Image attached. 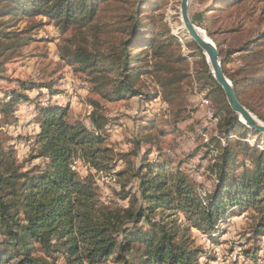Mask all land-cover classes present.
Masks as SVG:
<instances>
[{
    "label": "trees",
    "instance_id": "trees-1",
    "mask_svg": "<svg viewBox=\"0 0 264 264\" xmlns=\"http://www.w3.org/2000/svg\"><path fill=\"white\" fill-rule=\"evenodd\" d=\"M245 1L210 0L192 21L214 42L239 103L264 121L260 112L264 93L256 95L254 103L245 95L251 84L259 90L264 87V31L235 48L242 64L229 71L226 66L235 50L214 40V33L222 32H213L209 25L212 12L223 9L218 5ZM155 6L152 0H0V82L14 83L0 92V117L3 124H16L17 105H31L33 116L27 125H34L33 133L24 138L33 150L22 162L11 138L0 131V264H201L199 256L205 253L195 248L190 230L211 238L220 221L248 211L243 237L254 245L242 254L261 259L256 243L264 238V148L243 140L221 145L219 138L228 140L235 130L251 131L264 146V133L245 126L231 110L195 43L189 44L193 51L189 56L197 59V79L204 87L211 86L219 116L218 135L202 144L206 152L217 151L207 168L214 178L213 188L204 197L180 166H172L171 158L150 160L160 151L165 131L146 133L154 126L144 115L130 140L132 152L121 156L139 158L137 165L128 160L136 190L132 193L125 182L115 192L119 200L127 201L124 207L101 203L93 176L80 177L73 165L79 161L95 172H112L115 154L105 143L118 124L103 115L102 105L93 99L88 100L89 126L81 120L70 121L67 106L53 100L62 93L55 80L36 84L4 74L3 59L35 42V30L51 25L65 34L75 29L77 42L66 39L58 57L74 74L85 77L88 93L106 102L159 98L173 110L182 97L181 83L188 78L186 58L175 36L162 25L163 15L146 14ZM22 18L32 22L18 29L13 23ZM203 22L210 27L201 26ZM35 89L37 94L30 96L28 92ZM180 113L179 109L173 113L175 125ZM178 213L186 225L170 220Z\"/></svg>",
    "mask_w": 264,
    "mask_h": 264
},
{
    "label": "rangeland",
    "instance_id": "rangeland-1",
    "mask_svg": "<svg viewBox=\"0 0 264 264\" xmlns=\"http://www.w3.org/2000/svg\"><path fill=\"white\" fill-rule=\"evenodd\" d=\"M152 1L156 6L151 9V13L147 11L146 14L163 15L162 25L168 27L171 35L175 36L177 46L186 58L188 78L181 83L182 97L179 100V106L174 107L173 110L159 98L150 102H142L138 98L106 102L97 94L88 93L85 77L74 74L58 57V48L64 46L66 39H75L77 42L74 36L77 34L75 29H69L67 33L62 34L51 25L43 26L33 32L32 36L35 38V42L22 48L18 55H11L12 57L9 60L3 59L4 74L12 80L21 79L36 84L55 80L57 90L62 93L53 97V100L67 106L66 118L68 120H81L89 126L88 115L91 108L88 100L93 99L98 100L102 105L103 115L111 118L112 123L118 124L116 128H111L105 143L115 154V165L112 172L98 173L79 161H76L73 165V170L80 177L93 176L99 201L107 205L111 203L123 207L127 205L126 200L121 201L115 195L122 183L128 182L132 193L136 190L135 182H130L128 160H132L137 165L139 158L121 156L132 152L133 146L130 140L138 132V122L142 120L144 115L153 120L152 124L154 126L146 133L153 134L157 130L165 131L164 136L159 140L160 151L150 155V160L159 161L164 158H171L173 161L172 166H180V170L190 176L197 186L198 194L202 197L211 192L214 184V178L207 168L214 162L217 151L210 150L207 153L202 144L208 142L211 136L218 135V104L214 101L211 86L204 87L202 81L197 79L199 67L196 64L197 59L189 56L190 53H193L189 45L192 41L189 40L180 21V0ZM209 4L210 0H191L188 5L190 19L192 20L196 13L206 10ZM218 6L223 9L212 12L211 22L209 23L211 27L208 22L201 23V26L208 25L213 32L217 30L222 32V34L214 33V40L222 42L223 48L227 50H235L230 56V64L226 66L227 70L234 71L242 64L239 59L240 55L235 48H238L244 41L252 40L264 31V0H246L243 4L240 2L236 5L228 3ZM38 20L40 18L33 19V21ZM257 20L260 23H257ZM31 22L32 19L30 18H22L13 25H17L18 29H22ZM43 22H46V20ZM193 24L204 32L194 22ZM160 27L161 24L157 26L156 30H160ZM144 79L147 83H151L149 77L148 79L144 77ZM13 84L0 82V92L10 90L13 88ZM260 89L257 84L246 87L245 95L248 96L246 100L254 103L255 96L260 92L264 93V87ZM37 92L38 90L35 89L28 92V94L35 96ZM44 100L45 98L41 102L45 103ZM16 108L18 110L17 123L3 124V119L0 117V131L11 138L10 141L14 146L16 157L22 162L33 150V147L24 141L26 136L33 133L34 125H27L33 116V106L19 103ZM177 109L181 113L175 125L173 113ZM260 112L264 113V106L260 108ZM252 115L258 121L264 123L254 114ZM258 139L259 137L253 135L251 131L246 132L245 130H235L228 140L219 138L221 145H225L227 141L243 140L251 146L256 145L259 149H263L264 146L258 142ZM39 162L38 160L33 161L31 165ZM246 165L248 166V163ZM122 170H127V173L120 177L114 175V172ZM249 213L250 211L247 213L239 212L236 218H228L224 222L220 221L217 224L219 230L211 234V238L195 229L190 230V237L195 248H200L205 253L199 256L201 264H264V238L256 243L259 244L261 249L258 253L261 259L256 261V259L242 254L245 248L254 245L253 241L245 242L243 237L249 225ZM175 219H177V226L186 225L180 213L170 216V220Z\"/></svg>",
    "mask_w": 264,
    "mask_h": 264
},
{
    "label": "water",
    "instance_id": "water-1",
    "mask_svg": "<svg viewBox=\"0 0 264 264\" xmlns=\"http://www.w3.org/2000/svg\"><path fill=\"white\" fill-rule=\"evenodd\" d=\"M191 0H180L179 15L180 21L189 40L196 44L206 58L212 77L223 91L226 102L231 110L240 117V121L247 127L264 133V123L258 121L236 98L235 91L230 81L224 75L219 53L214 43L199 28H197L189 16L188 5ZM200 32L203 33L200 34ZM209 40V42L206 41Z\"/></svg>",
    "mask_w": 264,
    "mask_h": 264
},
{
    "label": "bare ground",
    "instance_id": "bare-ground-1",
    "mask_svg": "<svg viewBox=\"0 0 264 264\" xmlns=\"http://www.w3.org/2000/svg\"><path fill=\"white\" fill-rule=\"evenodd\" d=\"M200 34H202V35H203V33H202V32H200ZM206 41H207V42H209V40H208V39H206Z\"/></svg>",
    "mask_w": 264,
    "mask_h": 264
}]
</instances>
